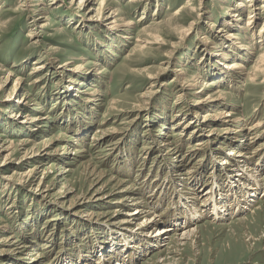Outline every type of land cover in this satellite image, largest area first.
<instances>
[{"label":"rangeland","instance_id":"1","mask_svg":"<svg viewBox=\"0 0 264 264\" xmlns=\"http://www.w3.org/2000/svg\"><path fill=\"white\" fill-rule=\"evenodd\" d=\"M23 1L0 0V69H5L0 71V85L10 71L13 73L6 91L0 93V148L6 140L17 145L29 137L42 146L48 138L54 147L65 146L66 150L60 152H66L69 159H45L37 178L19 184L25 179L22 174L35 163L23 162L24 152L14 154L9 161H3L6 152L0 154V225L8 224L12 230L0 233V245L7 243L23 251L20 255H0V264H105L101 255L103 260L108 253L112 257L107 264H115L114 252L125 258L122 264H264V126L245 137L232 134V140L221 134L226 126L213 122L204 124L201 128L205 130L195 135L191 131L197 128L204 112L211 109L199 112L190 103L197 96L193 91L221 73L219 66L239 58L231 50V58L219 64L213 54L220 53L219 47L227 49L234 42H223L218 30L235 32L228 22L234 20L236 25V18L243 15L240 25L247 29L238 31V44H251V50L238 59L246 66L243 78L235 82L227 74L225 81L211 90L227 92L221 108H233L235 118L243 117L245 126L264 120L263 74L250 78L252 66L264 53V0H191L190 5L188 0H107L105 16L118 9L135 22L130 30L119 31L109 29L105 16L98 18L100 0H91L82 7L80 0H44L41 4ZM236 2L245 4L241 11ZM229 7L233 8L231 17L226 13ZM38 8L47 9L50 19H37L43 11ZM153 35L161 37L160 44L135 49L138 39ZM38 59L45 67L36 72L33 64ZM97 62L100 65L96 66ZM79 64L83 71L73 78L75 83L69 81L71 69ZM162 65L167 67L159 71ZM181 65L187 68L188 77L199 74L201 78L188 97L176 104L179 83L163 85L172 81L173 68ZM103 68L106 71L99 74ZM82 74L89 78L84 85H80ZM151 74L154 79L148 78ZM38 77H42L41 81L35 82ZM18 78L24 87L13 94L10 105L5 99ZM92 84L97 85L101 96L91 102L86 93ZM150 89L145 101L142 94ZM24 92L32 100L24 110L46 116L39 122V131L30 133L20 123L24 117L16 122L8 120L13 118V111L19 112L17 100L23 98ZM8 105L11 107L5 113ZM180 109L184 113L178 119L191 120L195 112L200 113L198 119H193V128L177 123L175 114ZM238 125L232 123V127ZM213 127L218 130L211 134ZM163 132L172 136L170 141L163 140ZM254 135L255 139L251 138ZM203 137L205 143L198 144ZM247 142V150L234 148ZM230 148L237 154L229 156ZM224 158L229 163L222 166ZM177 159L182 160L183 166ZM89 163L105 172L98 185V179L86 171ZM246 166L258 177L253 186L257 191L254 197L245 196L239 189L238 194L229 190L230 178L245 177L246 173L237 174L243 172L242 168L246 171ZM45 167L53 170L49 180L60 176L54 187L39 185ZM65 169L70 171L59 175ZM119 180H125L124 186L131 189L97 205L81 203L83 193L92 194L102 183L107 192H117ZM92 181L95 184L91 186ZM64 183L74 189L68 196L66 188L64 193L61 191ZM212 191L220 192L228 206L234 207L233 215L230 209L229 213L221 209L213 213L214 205L207 198ZM126 193L128 201L119 213L116 210L121 207L115 200ZM134 198L144 201L141 208L148 214H156L155 224L140 227L141 220L122 223L128 217L126 213L136 207ZM197 206L205 211L201 213ZM77 207L83 210L79 215L72 212ZM88 214L94 220L87 218ZM161 227H171V231L156 241L157 247L152 243L151 248L142 244L137 248L136 243H146L150 233ZM187 228H196V233L183 245L177 238ZM13 231L12 240L3 242ZM4 247L7 246L0 249Z\"/></svg>","mask_w":264,"mask_h":264},{"label":"bare ground","instance_id":"2","mask_svg":"<svg viewBox=\"0 0 264 264\" xmlns=\"http://www.w3.org/2000/svg\"><path fill=\"white\" fill-rule=\"evenodd\" d=\"M27 1H29V4H32V2H34V1L37 2V4H41V3L44 2V0H27ZM73 1L74 0H72V2ZM100 1H101L100 2V7H99V10L97 12L98 13V18L105 16L104 15V12H105L104 10H105V8H106V6L108 4V1L107 0H100ZM190 1L191 0H188V3H189L188 5L191 4ZM23 2H26V0H24ZM91 2H92L91 0H80L79 1V5H81V7L82 6H86V5H89ZM22 4H24V3H22ZM261 4H262L261 8H263V11H264V2L261 3ZM236 5L238 6L239 11H241V9L244 7L245 4L243 5L242 2H239ZM232 9H233L232 7H229L227 9V12L226 13H228V16L229 17H231L232 14H233V13H230ZM39 10H43V11L38 15V18L37 19H45V20L46 19H50L49 16H48V14L46 13L47 12V9L41 8ZM193 10H194V8H193ZM191 13L189 12V14H191ZM241 17L239 15V17L236 18V21H235L236 22V25L234 23V20L233 21L232 20L231 21L229 20V22H228L229 27H234L235 28V30H234L235 32H233V33L230 32V31L222 32V31H219V30L217 32L218 34L221 33V35H219V36H221V38H223L222 39L223 42L226 41V40L227 41H230V40H233L234 39V42L231 43V46H228L229 48L227 46H226L227 49L226 48L221 49V47H219L220 53L218 52L216 54H213L214 58H216V61L219 64H220V61L221 60H226V59L231 58V56H232L231 55V52H234V54L237 55V57L243 59L244 53L251 50V46H249L251 44H246V43H244V45H239L238 44L239 43L238 42V38H239L238 31H240V29L241 30H246L247 29V28L245 29L244 26H241L240 25V24L243 23V22H241L242 21V18ZM255 17H256V15H254L253 17H250V19L253 20V18H255ZM141 19H143V16L141 17ZM141 19H140V21H141ZM105 20L106 21L109 20V22H107V23H109V29H111V30L114 29V30H118V31H119V29L130 30L132 28V26L135 24V22H133L132 20L126 19L123 14H120L118 12V9H112L105 16ZM248 21H250V20H248ZM262 23H263V26H262V30H263L264 29V20L262 21ZM43 25L44 24H41V27H44ZM39 32H41V30ZM33 33H34V31H31V35ZM131 36L132 35H129V38H133ZM206 40H208L207 37H206ZM138 41H139V43L136 46L137 48H135V49L143 50V49L147 48L149 44H160L161 43V37L159 35H153L151 37H146V38H143L142 37V38L138 39ZM171 54H172V50L168 53L167 56L170 57ZM239 58H237V60H232L231 62H226L227 64H224L223 67H220L219 66L218 67V70H219V72H221L220 74L217 73L218 75L216 74L217 76H215V78H213L212 80H209V82H207L205 80L204 81V84L202 85V87L198 91H193L192 94H194L196 92L195 95H197V96L194 99V102H190L192 104L191 106L192 107L194 106L197 110L200 109V110H198L199 112L201 111V109H204V108H210L211 109L209 111L204 112V115H202V120L199 121L200 124L199 123L197 124L198 125L197 126L198 129L196 127L195 128L192 127V125H194L193 123H195V121H196V120L194 121L193 119L194 118H197L198 119L200 117V113H198V112H195V116H193L191 120H185L186 118L184 119V117L178 119L180 117V113H184V112L181 111V109L178 110V112L175 114V116H176V120H179L177 122L179 125H180V123H185L183 125L184 128H186V129L187 128H193V130L191 132H195L196 133L195 135H197L198 133H202L205 130L204 127L201 128L204 124H206V123L211 124L213 122H215V123L219 122V123L222 124L221 126H226V127H223L221 129L222 132H223V133H221L222 136L223 135H225L227 137L231 136L232 137V140H234L235 139V136L236 135L238 136V134H242L243 137H245L244 136L245 134H249V133L252 134L253 132H255V130L257 128H259L261 126H264V120H262L260 122H256L255 124H252L251 127L245 126L244 125L245 119L243 117L235 118L236 112L233 111L234 110L233 108L226 109V106L223 107V108H221V105L224 104V100H225V97L227 96L226 95L227 92L226 91H222V90H218V89L211 90V88H213V86L218 85V83L220 85V81H223V80L225 81V77L227 76V74H230L232 76V80L233 81H235V82L239 81L240 82V78L242 77L241 75L244 74L243 70H245L246 66H245V63L242 60H238ZM97 65H100V63L97 62L96 63V66ZM44 67H45V64L43 62L41 63L39 59L37 61H35V63L33 64V69H35L36 72H39V71L43 70ZM166 67L167 66H163V65L160 66L159 71H164L166 69ZM82 68H83V66H81L80 64L77 65V66H75L74 68H72L71 69V71H72L71 72V75L72 76H71V79L69 81L74 82L75 79H73V78L79 76V74L83 71ZM215 69H216V67H215ZM215 69H213V71ZM0 71H5V69H0ZM105 71H106V69L103 68V70H101L99 72V74H102ZM216 72H217V70H216ZM250 73H251V77H250L251 79H257V76H258L259 73L263 74V80H262V82H264V53L260 56V58L252 66V72H250ZM173 74H174V76L171 78L172 81L170 83L164 84L163 86L170 85L173 82H176V83L178 82L179 83V86H177L178 87L177 88L178 89V92L176 94L177 95V99H178L176 101V104H179L180 103L179 101L181 100V102H182L183 100H185L188 97L187 94H190L192 92V88H194V87L197 86V84L199 82V79L201 78V75L195 74V75H193L191 77H188V71H187V68L185 69V66L184 65H181L179 67L176 66L175 68H173ZM11 75H13V73L10 71L9 72V75L5 78V80L0 85V93L6 91L7 81L9 80V78H10ZM41 78L42 77H38L35 80V82L41 81ZM80 78H81L80 79L81 80L80 81V85L86 84V81L89 79V78L88 79L86 78L85 74H82ZM148 78H153L154 79L155 76L151 74V75L148 76ZM214 81H217V82H214ZM200 82H202V80ZM150 86L152 87L153 86V83ZM22 87H24V85L22 83V79L21 78L20 79L19 78L16 79L15 80V84H14L11 92L9 93L8 97L5 99L6 103H8V104L12 103V96H13V94L14 93H18L19 91H21V89H23ZM151 89L148 90V91H146V92H143L142 98H144L145 101L150 96V93L152 91ZM87 91L88 92L86 94L90 98L89 99L87 97L89 99L88 101H91L92 102V101L100 100L99 95L101 96V94L99 92V89H97V85L92 84L91 86L88 87ZM211 91H215V92L212 93ZM29 96H30L29 93L24 92L23 98L20 97L17 100V103L20 104L19 112L16 114L15 111H13V113H11V115H10L13 118H8V120L9 121L16 122V121H18V119H21V118L24 117L23 120L20 121V123L21 124L23 123V125L27 129H29L30 133H32V131H34V130L39 131V129H40L39 127L41 126V124L39 122H40L41 119H45L46 116L45 117H41L40 114H30L29 111L24 110L25 107L29 105V102L32 101L31 99H29L30 98ZM10 107L11 106L8 105V107H6V109H5L4 112L5 113L6 112L8 113ZM38 107H39V109L43 110V108L41 107L40 104H38ZM22 114H23V116H22ZM183 119L185 121H183ZM233 122H237L240 125H238L237 128L236 127H232V123ZM217 130L218 129L216 127H213V129L210 132H211V134H213ZM106 134H107V132L104 131V135H106ZM162 134H163V136H162L163 140L166 141V140L169 139L168 141H170V138L172 136H170L169 134L164 133V132ZM232 134L235 135V136H233ZM180 135H182V132H180ZM251 138L255 139V135L253 137H251ZM205 139L206 138L203 137L202 140L198 144H200V145L204 144L205 143V141H204ZM251 142L249 141V144ZM111 144L113 145V143H111ZM171 144L172 143H170V145ZM247 147H248V142H247V145H245V144H242L240 146L237 145V147L235 146L234 148H238L240 150H244ZM234 148H230V150H228V153L227 154L229 156H234L235 154H237L238 151H235ZM1 149H2V152H0V154H2L3 152H6L3 161H6V160L9 161V159H11L14 154H16V153L18 154L20 152H24L23 156L21 157V159L23 160V162H25V161H33L35 163L30 170H28L27 172H25V173L22 174L21 178L24 177L25 179L22 178L19 181V184L20 183H24L27 180L32 181L33 179L37 178L38 174L41 171L42 164H44V160L45 159H50V158L58 159V158H62L63 161H67L69 159L68 156L65 155L66 152H64V151H63V153L60 152L62 149L63 150H66V147L65 146H63L62 148H60V147H54L53 146V142L51 141V139H48V138H46V139L43 140L42 146L36 145V143H34L32 141V138L30 139L29 137H25L17 145L13 141H11V140H9V141L6 140L4 142V145H2V148H0V151H1ZM205 150H206V148H205ZM79 153H82V151L81 152L79 151ZM177 155H176V157H177ZM242 155H243V153L240 152L239 156H242ZM247 156H249V155H247ZM178 161H179V164L183 166L184 163H182V160L180 159ZM243 162H244V160H243ZM228 163H229V161L227 160V158H224L220 164L223 166V165H227ZM1 164H3V162ZM58 167L61 168L60 166H58ZM51 168L52 167H45V170L43 172L42 178L40 179L39 185H43V186H45L47 188H50L51 186L54 187L57 184V182L60 181V179H59L60 176H54V177H52L49 180V177L51 176L50 173L53 171ZM86 168H87L86 171H88V173H90V177L91 176H95V178L98 179L96 181V184L94 183L95 185H98L102 180H104V176H105V172L104 171H100L99 172V170L96 168V166L95 167H92V165L90 163L87 164ZM249 168H250L249 166H246L245 167L246 171H244V169L242 168V171L243 172L237 174V176H239L240 174L243 175L244 173H246V176L245 177L235 178V179L230 178L229 190L231 192H233L234 194H236V193L238 194V190L237 189H239V191L240 192H243V194H245V196H246V194L247 195H251L253 197L256 195V192L257 191L253 188V186L258 181V177L256 176L257 175L256 173L249 172L250 171ZM247 169H249V171H247ZM69 171H70V169H65L62 172H60L59 175H62L63 173H67ZM253 171H255V168H254ZM188 173H190V172H187L186 171V174H188ZM87 176H89V174ZM244 178H245V180H244ZM113 179L114 178L112 177L111 180H113ZM183 179H185V178L183 177ZM260 179H259V181H260ZM235 182H236V184H235ZM237 182H238V184H237ZM125 183H126L125 180H119L118 181V183L116 184V186L118 187L117 189H119V190L117 192L115 190L114 191L112 190V191H108L107 192L106 191V188H107L106 184L105 183L104 184L102 183V185H100L99 187H96L95 189L93 188L94 191H93L92 194L89 195L87 193H83L82 198L84 199V201L81 202V203L85 204L86 206H91L92 204L97 205V204H100V203H104V202H106V199L107 198H113V199L114 198H117L116 197V193H118V192H121V193L127 192V191H129L131 189V188H126L124 186ZM94 184H93V181H92L91 186L94 185ZM64 188H66L65 191H67L66 196H68L69 193H71V192L74 191V189L68 187V185L66 183L63 184L62 189H61V191H63V193L65 192L64 191ZM42 191L48 192L47 190H42ZM212 192L213 193H211L210 197L208 196L207 198H209L208 199V203L214 205V208H212L213 213H214V210H215V214H217L219 212L218 210L221 209V211L226 212V213H229V211L231 210L232 212L231 211L230 212L233 215V213H234V211H233L234 207H232L231 205H230V207L228 206V203L226 202V198L220 192H218V193L216 191H212ZM127 195H128V193H126L122 197H119V199L115 200V202L118 203V205H120L119 207H121V209L118 208L116 210L117 212H119V213L120 212H123L122 211V208L125 206L124 204H125V202L128 201V197H129ZM76 197H77L76 199H78V197H80V195H78ZM235 198H236V196H235ZM72 199H75V198H72ZM134 199H135V203H133V204L136 207L134 209H132L131 211H129V212L126 213V215L128 217L125 218L122 223H125V225H126L127 223H132V222L140 221L141 220L138 223L139 225H141L140 227H143V226L145 227V226H148L150 224H153L156 221V218H155L156 214H154L153 212H152V214H150L151 211L148 214L147 211H144L141 208L142 203L144 201L138 200L139 198H134ZM249 200L254 201V199H249ZM74 201H77V200H74ZM198 207L199 206H197V210L200 211L201 213H203L205 211V210L204 211L201 210V207L202 206L200 208H198ZM77 208H75L74 211H72V212L74 214H76V215H79L81 212H83V210H81L80 207H77ZM188 215L189 216H192V213H190ZM199 215L200 216H204V214H199ZM87 218H89L91 220H94V217H92V214L91 215L88 214L87 215ZM1 223H3V222L0 219V224ZM10 230H11V228H10V226L8 224L0 225V233H4L5 234L7 232H11L12 231V230L11 231ZM169 231H171V227H161V228L158 229L157 232L150 231L152 233H150V232L149 233L152 234V235L149 238H147V242L146 243H143V242L136 243L138 245L137 248H140V244H142L141 245L142 247L151 248L150 247V244H152V243H153L154 247H157L159 243H156V241L159 242L160 239L167 237L168 234H169ZM195 233H196V228H190V229L187 228V229H185V232L184 233L179 234V237L177 239H178L179 242L183 243V241H185L187 239H190L192 236H194ZM150 234H148V235H150ZM14 236L15 235H14V231H13L9 235L5 236L3 242L8 241L9 239L12 240V238ZM131 237H133V236L131 235ZM141 239H143V238H141ZM11 240H9L8 242H10ZM134 245H133V248L136 250L137 248L134 247ZM162 245H165V243H163ZM183 245H184V243H183ZM0 246H7V247H4V249H0V255L1 256L2 255H8V254L20 255L23 252L21 249H19L21 247H15L14 245L13 246L12 245L10 246L7 243L6 244L3 243V245H0ZM114 248H116V247L114 246ZM105 251H107V250L105 249ZM115 251H116V249H115ZM163 251H165V250H163ZM114 253L117 256V259H116L117 261L115 262V264H122L120 262H123L122 261L123 260L122 258H124V257L121 256L118 252H114ZM111 257L112 256L109 255V253H108L107 254V257H105L102 260V255H101V261H105V264H107L108 261H111L110 260ZM1 259H4V257H1ZM87 263H85V264H87ZM123 264H126V263H123Z\"/></svg>","mask_w":264,"mask_h":264}]
</instances>
